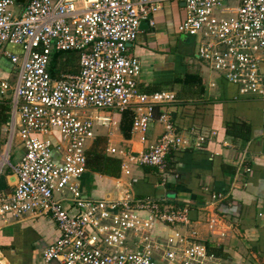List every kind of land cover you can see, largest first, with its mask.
<instances>
[{"label":"built area","instance_id":"1","mask_svg":"<svg viewBox=\"0 0 264 264\" xmlns=\"http://www.w3.org/2000/svg\"><path fill=\"white\" fill-rule=\"evenodd\" d=\"M164 1L81 0L78 6L74 0H29L15 14L13 0H0V53L16 71L12 86L9 77H0V94L12 90L8 140L17 136L23 147L12 166L13 189L0 192V220L25 213L53 219L59 235L42 250L45 264H222L209 246H219L238 218V204L226 192H211L199 205L201 215L191 218L188 203L135 197L130 182L119 180L116 198L92 200L79 189L97 127L114 122L98 110L132 112L130 135L142 148L108 149L120 158L124 175L132 165H147L166 176L172 148H199L205 141L201 134L194 141L182 136L169 111L155 114L177 96L139 90L140 62L127 54L140 22L154 25L152 14ZM181 1L185 15L178 31L197 41V58L240 94L264 95V0H240L235 7L223 0ZM60 51L78 52L77 72L51 75L53 55ZM153 120L163 131L150 142ZM156 223L170 232L154 234Z\"/></svg>","mask_w":264,"mask_h":264},{"label":"crops","instance_id":"2","mask_svg":"<svg viewBox=\"0 0 264 264\" xmlns=\"http://www.w3.org/2000/svg\"><path fill=\"white\" fill-rule=\"evenodd\" d=\"M13 1L14 11L19 13L29 0ZM74 1L78 6L82 3ZM239 1L223 0L231 7ZM184 15L183 1L162 2L152 14L154 25L143 20L147 24L139 27L137 38L127 46V54L140 62L136 78L139 90H171L177 96L176 102L157 107L155 114L169 111L182 136L194 141L195 135L201 134L204 143L199 148H172L166 156V176L157 167L147 165H132L131 173L124 175L120 158L108 149L131 147L136 151L142 144L131 137L130 130L128 136L122 133L124 111L117 114L109 109L98 110V114L114 122L97 127L87 151L97 137H103L104 153L118 159L119 170L116 176H110L91 171L87 165L79 180L80 193L92 200L116 198L121 193L122 180L130 182L135 197L152 196L172 205L188 203L190 216L195 218L201 215L199 205L209 199L211 192H226L227 198L238 204V218L219 244L224 254L219 256L222 264H264V95L240 94L235 84L199 60L197 41L178 31ZM6 48L17 51L11 45ZM261 67L264 70V63ZM10 70L13 66L9 58L0 53V77L11 78ZM186 74L195 76L193 83L182 82ZM4 101L9 105V121L10 97ZM233 123H237V135L226 133V126ZM162 131L163 126L153 120L147 131L148 140L154 141ZM7 133V123L0 122V192L13 189L16 175L12 166L23 153L19 138L15 136L9 143ZM64 206L70 207L71 201L65 200ZM170 230L171 227L156 223L153 232L164 236ZM58 235L56 223L44 214L25 213L7 222L0 220V254L8 264H45L42 250ZM201 236L208 237L205 230ZM217 247L209 246L211 251Z\"/></svg>","mask_w":264,"mask_h":264},{"label":"trees","instance_id":"3","mask_svg":"<svg viewBox=\"0 0 264 264\" xmlns=\"http://www.w3.org/2000/svg\"><path fill=\"white\" fill-rule=\"evenodd\" d=\"M79 54L77 51H60L53 55L51 65L49 67L51 75L55 76L58 72H77L79 69ZM186 78V79H185ZM195 76L186 74L182 82L193 83ZM181 82V83H182ZM9 105L7 101H0V122H8ZM131 114L128 110L122 113L121 131L124 136L129 135L131 127ZM237 123L228 124L226 126V133L237 135ZM243 126V125H242ZM244 127V126H243ZM87 165L91 171L98 172L104 175L116 176L119 170V161L114 157H110L104 153V138L97 137L89 150L87 151ZM211 250V249H210ZM218 256H223L222 248H213Z\"/></svg>","mask_w":264,"mask_h":264},{"label":"rangeland","instance_id":"4","mask_svg":"<svg viewBox=\"0 0 264 264\" xmlns=\"http://www.w3.org/2000/svg\"><path fill=\"white\" fill-rule=\"evenodd\" d=\"M223 5H230V4H227V3H224L223 2ZM15 14H18V12H15ZM15 73H16V71L15 70H10V75H11V78H9V83H10V85L12 86L13 84H14V76H15ZM11 92H12V90H11V88L10 89H8L7 90V92L5 93V94H3V95H1L0 94V101H3V100H8L9 99V97L11 96ZM8 134V133H7ZM183 134H186V133H183ZM17 141V139H15L13 142H12V146H15V142ZM80 180V179H79ZM79 180H78V182H79Z\"/></svg>","mask_w":264,"mask_h":264},{"label":"water","instance_id":"5","mask_svg":"<svg viewBox=\"0 0 264 264\" xmlns=\"http://www.w3.org/2000/svg\"><path fill=\"white\" fill-rule=\"evenodd\" d=\"M143 24H147V22L146 21H141L140 22V24H139V27L141 26V25H143ZM0 263L1 264H8V262L3 258V256L0 254Z\"/></svg>","mask_w":264,"mask_h":264},{"label":"bare ground","instance_id":"6","mask_svg":"<svg viewBox=\"0 0 264 264\" xmlns=\"http://www.w3.org/2000/svg\"><path fill=\"white\" fill-rule=\"evenodd\" d=\"M7 149H8V145H7ZM2 157H3L4 160H6V159L4 158L5 156H4L3 154H2ZM4 160H3V161H4Z\"/></svg>","mask_w":264,"mask_h":264}]
</instances>
